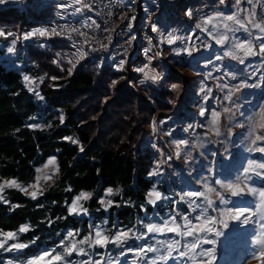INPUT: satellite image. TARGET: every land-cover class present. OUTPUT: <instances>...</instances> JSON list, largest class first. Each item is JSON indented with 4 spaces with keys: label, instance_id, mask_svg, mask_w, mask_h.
<instances>
[{
    "label": "rangeland",
    "instance_id": "374dc122",
    "mask_svg": "<svg viewBox=\"0 0 264 264\" xmlns=\"http://www.w3.org/2000/svg\"><path fill=\"white\" fill-rule=\"evenodd\" d=\"M121 1L134 11L131 54L95 58L78 47H66L64 53L56 52L65 76L23 74V81L41 99L45 80L53 90L65 88L85 59L109 66L116 75L95 118L122 94L121 87L131 89L134 103L129 97L124 109L134 112L137 144L151 153L150 187L139 211L123 224L111 211L121 206L114 201L121 192L109 195L105 189L98 206L91 205V193L80 201L88 215H70L79 226L60 232L48 249L25 256L32 245L21 241L27 231L0 232V240L4 233L18 234L0 248V264H32L45 253L40 264H264V0ZM47 7L57 22L87 20L76 1L0 0V9L23 14ZM2 29L24 36L37 31L0 24ZM24 45L0 41V61L6 60L7 69L21 72L30 44ZM141 68L163 72V79L141 84ZM91 100L81 96L72 107H82L88 115ZM52 159L55 163L49 165ZM58 177L56 158L50 157L36 168L32 183L16 182L20 188L5 187L0 196L12 188L43 193ZM5 181L12 180L0 184ZM81 193L90 192L74 196L67 209ZM101 199L112 201L107 211ZM69 232L78 233L76 242L94 240L97 232L108 242H86L77 245L83 252H66L72 241ZM15 243L27 246L11 250Z\"/></svg>",
    "mask_w": 264,
    "mask_h": 264
},
{
    "label": "trees",
    "instance_id": "16d2710c",
    "mask_svg": "<svg viewBox=\"0 0 264 264\" xmlns=\"http://www.w3.org/2000/svg\"><path fill=\"white\" fill-rule=\"evenodd\" d=\"M51 21H55L52 7L28 14L15 8L0 9V24L22 31L54 23ZM66 47L53 42L30 43L21 72L7 69L6 60L0 61V181L28 185L34 181L36 168L50 157L56 158L59 172L58 179L36 199L12 188L5 190V200L0 201V232H17L21 226H32L21 236V241L32 243L25 256L54 246L60 232L79 226L67 207L80 192L92 193L91 205L98 206L105 189L122 187L120 197L114 199L121 206H113L111 211L125 224L139 211L138 205L150 187L147 175L151 153L137 144L134 112L124 109L126 103L130 105L129 97L134 103L131 89L121 87L123 92L115 102L103 107L105 114L101 118L94 116L102 110L101 97L116 75L113 69L107 65L98 67L95 61L85 59L69 76L65 88L53 90L47 85L49 80H45L40 87L42 99L25 86L23 74L65 76L56 52L64 53ZM86 95L92 99L88 115L82 107H72ZM61 113L66 116L63 124ZM49 124L51 127H47ZM66 137L78 139L80 144ZM125 201L134 206L131 208ZM49 219L54 221L51 225Z\"/></svg>",
    "mask_w": 264,
    "mask_h": 264
},
{
    "label": "built area",
    "instance_id": "2783aa9c",
    "mask_svg": "<svg viewBox=\"0 0 264 264\" xmlns=\"http://www.w3.org/2000/svg\"><path fill=\"white\" fill-rule=\"evenodd\" d=\"M76 1L81 8V13L84 11H91L96 13V22H87L85 28H67L63 27L58 30L57 34H50L49 30H38L37 32L22 35L20 32L0 31V41L4 42H27L30 44L32 38H53V36H67L73 38L75 41H80L85 45H90L91 52L104 51L105 48H110L112 45V38L115 35H124L126 31V20H128V13L124 10L117 9L116 4L109 6V11L99 12L100 3L104 0H94L92 3H85L79 0H63ZM132 39H125L124 44L118 45V57L127 56L131 54ZM89 55H87L88 57ZM114 57V58H118ZM109 59V58H107Z\"/></svg>",
    "mask_w": 264,
    "mask_h": 264
},
{
    "label": "bare ground",
    "instance_id": "6f19581e",
    "mask_svg": "<svg viewBox=\"0 0 264 264\" xmlns=\"http://www.w3.org/2000/svg\"><path fill=\"white\" fill-rule=\"evenodd\" d=\"M63 1V0H62ZM83 1L85 3H92L94 0H79ZM66 2V1H64ZM116 4L117 9L124 10L128 13V20H126V31H124V35H115L112 38V45H110V48H105L104 51H98V52H91L90 45H85L81 43L80 41H75L71 37L67 36H53V38H34L36 41L39 42H53V43H59L63 44L68 47H78L83 50V52L90 57H103V58H114L118 57L119 55V48L118 45L124 44V38L125 39H132V46L131 51L134 48V39L133 33L131 32L134 28V21H133V9L132 6H128L125 3H123L121 0H104V3H100L99 5V12H107L109 11V6ZM83 16L87 18L85 21H79V22H73V23H63V27L67 28H85V25H87V22H96V13H91V11H84ZM139 23V22H138ZM41 28H44V30H49L50 34H57L58 30L62 28L61 22H56L55 24H47L37 29L41 30ZM144 28V27H143ZM144 30V29H143ZM0 31H9V32H19V31H11L7 29H2ZM36 31V32H37ZM138 32V31H137ZM144 39H146V34L141 35ZM146 41V40H145ZM25 42H21L22 45H24ZM148 45V44H147ZM25 46V45H24ZM136 48V47H135Z\"/></svg>",
    "mask_w": 264,
    "mask_h": 264
},
{
    "label": "snow or ice",
    "instance_id": "6c2138e0",
    "mask_svg": "<svg viewBox=\"0 0 264 264\" xmlns=\"http://www.w3.org/2000/svg\"><path fill=\"white\" fill-rule=\"evenodd\" d=\"M26 80H28V78H25ZM29 84L32 83V81L28 80ZM55 161L54 159L49 160L48 164L52 165L54 164ZM47 167V165H46ZM5 187H17L20 188L21 186L19 184L16 183V181L12 180V181H5L3 184H0V192L3 191V189ZM32 188H35V185L30 186ZM21 191H24L27 195H30L33 199H35L37 197V195H39V191L35 190V191H29L27 188H21ZM151 195L153 196H157L158 194L156 193H152ZM89 196V193H81L80 196H78L73 203L71 204V206L69 207L68 211L71 213H76L80 210L81 208V204L80 201L81 200H86ZM3 196H0V200H3ZM201 227H203V225H201ZM171 230V229H170ZM28 231L26 226H21L19 232H26ZM3 235V240H0V248H4L5 243L10 240V239H16V236L18 235L17 233H4ZM75 235H78V233L74 234L72 232L68 233V238H72L71 241V246L68 247L66 246V252H71L73 249H76L77 251L83 252L82 248H78V244H83V243H96V244H100L101 246H103L105 243L108 242V238L106 236H102V234L100 232L96 233V238L94 240H90L89 238H86L84 241H79L76 242L74 237ZM115 239H120V237H116ZM27 245L23 244V243H15L12 244L10 246V249H23L25 248ZM9 250V249H8ZM47 255V253L40 255L38 257V259L36 261H33L32 264H40V261H43L45 259V256ZM57 259H59V257H57Z\"/></svg>",
    "mask_w": 264,
    "mask_h": 264
},
{
    "label": "clouds",
    "instance_id": "9594fccd",
    "mask_svg": "<svg viewBox=\"0 0 264 264\" xmlns=\"http://www.w3.org/2000/svg\"><path fill=\"white\" fill-rule=\"evenodd\" d=\"M137 71L143 73V79L140 80L141 84L145 83V80H150L153 84H157L160 80L163 79V76H164L163 72H159L156 69L141 68V69H137ZM41 99H42V97H41ZM65 119H66L65 114L61 113V116H60L61 124L64 123ZM33 127L41 128L42 126L41 125H33ZM47 127H51V124H49ZM66 139L70 140L74 144H77V145L80 144V141L78 139H74L73 137H66ZM83 150H84L83 146L81 145L80 151L82 152ZM152 174H155V173H152ZM122 190H123L122 187H116L115 189H113L112 187H109L107 189V193L109 195H118ZM42 194H43L42 192L39 193V195H42ZM90 196H91V193H89V196L87 199H89ZM149 202L154 203V201H152V200H149ZM100 204L104 208V210L107 211L108 208H110L112 206V201L107 200V199H101ZM13 207H17V206L14 205ZM88 212H89L88 208L84 207L81 204L80 210L78 212H76L75 214L78 216L81 213H83L86 216V215H88ZM72 214L73 213L69 212V215H72ZM53 222L54 221L51 219L48 220L49 225H51ZM24 226H26L28 230H30V228L32 227L31 225H24Z\"/></svg>",
    "mask_w": 264,
    "mask_h": 264
}]
</instances>
